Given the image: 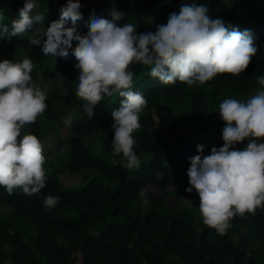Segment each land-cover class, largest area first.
<instances>
[{
	"label": "trees",
	"instance_id": "16d2710c",
	"mask_svg": "<svg viewBox=\"0 0 264 264\" xmlns=\"http://www.w3.org/2000/svg\"><path fill=\"white\" fill-rule=\"evenodd\" d=\"M34 2L32 15H43V22L23 35L0 38V61L18 56L16 62H22L27 58L33 65V83L39 76L66 82L64 93L44 92L52 97L46 96L43 114L52 120L71 113L73 120L67 137L53 145L43 144V167L49 171L39 197L19 189L9 196L0 186V200L10 206L9 213L0 216V264H264V207H258L254 214L233 217L231 227L220 235L203 223L197 192L186 191L190 187L189 157L198 154L196 146L203 145V155L207 156L212 147L224 144L225 122H212L210 114L219 111L224 99L246 100L254 90L264 87L256 79L264 75V0H79L82 19L77 27L82 35L88 32L85 25L93 11L112 20L111 10H122L124 18L116 21L119 26L130 23L137 34L154 33L157 25L167 23L170 13L179 12L182 3H196L207 4L208 15L214 19L220 18L240 31L251 30L255 37L257 52L244 72L238 76L217 74L203 85L188 86L179 81L164 85L149 75L150 66L139 62L129 65L134 72L133 90L147 100L139 113L141 127L132 134L134 151L141 161L133 169L122 166V157L110 154L114 139L111 113L124 98L118 93L105 95L89 119L83 110L85 101L75 91L79 76L75 57L71 53L67 59L44 56L41 46L29 43L32 37L46 39V28L59 19L67 0ZM23 4L24 0H0V23L10 29ZM156 118L166 124L164 129ZM26 125L30 134L40 136L37 120ZM90 132L96 133L95 141L86 145L83 139ZM247 143L246 138L235 143L234 149L243 150ZM84 168L93 172L83 173L80 184L60 182L59 172ZM141 188L147 189L148 205H152L148 209L139 198ZM48 195L60 197L50 212L42 203ZM158 204L175 214L167 216L156 210L153 205ZM23 220L33 229V245L15 227ZM253 241L256 243L251 246Z\"/></svg>",
	"mask_w": 264,
	"mask_h": 264
},
{
	"label": "clouds",
	"instance_id": "9594fccd",
	"mask_svg": "<svg viewBox=\"0 0 264 264\" xmlns=\"http://www.w3.org/2000/svg\"><path fill=\"white\" fill-rule=\"evenodd\" d=\"M81 6L79 0H67L59 19L46 28V39L32 37L29 43L41 46L44 56L67 59L71 53L75 57L79 71L75 91L85 101L83 110L89 119L105 95L118 93L124 98L111 113L114 139L110 154L122 157V166L127 169L141 163L132 134L141 127L139 113L147 104L144 95L133 90L134 72L129 65L139 62L150 66L149 75L164 85L176 81L203 85L217 74L240 75L257 52L251 30L240 31L220 18L214 19L208 15L207 4L182 3L179 12L170 13L167 23L157 25L154 33L139 34L133 24L116 23L124 18L122 10L113 8L112 20L93 11L84 35L77 27ZM35 8L34 0H24L19 19L11 22L10 29L0 23V38L23 35L43 22V15H32ZM32 69L27 58L22 62L0 61V186L9 196L19 189L39 197L46 186L43 145L35 135L21 134L26 124L35 123L47 109L46 94L32 82ZM256 79L264 86V75ZM218 112L225 122L224 144L212 147L207 156L203 155V145L196 146L198 154L189 157L190 187L186 191L197 192L203 223L224 235L233 217L254 214L258 207H264V90L246 100L224 99ZM72 120L70 113L63 123L70 127ZM246 138L247 146L235 150L234 144ZM139 198L148 205L147 189L139 190ZM59 200V196H44V210L50 212Z\"/></svg>",
	"mask_w": 264,
	"mask_h": 264
},
{
	"label": "rangeland",
	"instance_id": "374dc122",
	"mask_svg": "<svg viewBox=\"0 0 264 264\" xmlns=\"http://www.w3.org/2000/svg\"><path fill=\"white\" fill-rule=\"evenodd\" d=\"M18 56H15L14 58H11L10 60H13V62H16ZM35 85L39 86V88L42 90V92L48 93V94H61L65 92L66 89V82L61 81L60 79H49V78H44L42 76H39L38 79L34 82ZM78 86V83H77ZM258 90H264V87H260L256 90H254L253 95L256 94ZM46 96H51L52 95H46ZM52 102L54 104H59L56 100L52 99ZM59 106V105H58ZM66 117H62L60 119H46L44 114H41L40 116L37 117V122H38V127L41 132L40 136L37 137L40 142L43 144H48V145H53L56 144L60 139H63L67 137L69 134V126H65L63 123V119ZM210 120L214 123H220L221 122V117L218 111H213L210 114ZM157 125L161 128L164 129L166 124L160 122L157 118ZM21 134H30L29 129L27 125H25L21 129ZM96 133L95 132H90L87 134L83 142L86 145H91L95 141ZM165 139L171 140V137L166 136ZM55 153L52 152L50 156H52ZM45 173L49 171L48 167H43ZM93 170L90 168H84L80 171L77 172H71L67 170H63L58 173V177L60 179V182L64 185L67 186H73V185H78L81 182L82 179V174L83 173H88L92 174ZM191 202H187V204H190ZM199 205V204H198ZM152 205H147L144 206V209L150 208ZM156 210L166 214L167 216H172L175 214L174 211L170 212L165 208L163 204H158V205H153ZM10 211V206L0 200V216L5 217ZM16 229L19 230L26 242H28L30 245H33V229L31 230L27 221H19L16 224ZM256 241L251 242V246L255 245Z\"/></svg>",
	"mask_w": 264,
	"mask_h": 264
}]
</instances>
